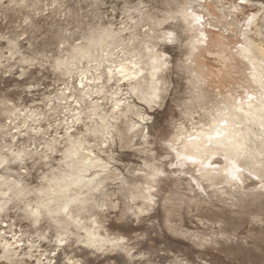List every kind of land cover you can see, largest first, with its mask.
<instances>
[{
    "label": "rangeland",
    "instance_id": "rangeland-1",
    "mask_svg": "<svg viewBox=\"0 0 264 264\" xmlns=\"http://www.w3.org/2000/svg\"><path fill=\"white\" fill-rule=\"evenodd\" d=\"M0 264H264V0H0Z\"/></svg>",
    "mask_w": 264,
    "mask_h": 264
},
{
    "label": "bare ground",
    "instance_id": "bare-ground-1",
    "mask_svg": "<svg viewBox=\"0 0 264 264\" xmlns=\"http://www.w3.org/2000/svg\"><path fill=\"white\" fill-rule=\"evenodd\" d=\"M154 61H155V64L152 66V71L149 73V79H150V83H149V88H150V90H151V95L152 96H155V97H157L158 96V91H159V88H158V85H159V78H158V73H159V71L162 69V66H160L161 65V63H160V58L157 56V57H154ZM159 63H160V65H159ZM163 64V63H162ZM122 69V71L120 72V73H122V74H125V73H127V76L132 80V79H137V78H139V74L140 75H143L142 74V70L139 68V71L138 72H134V73H129V70L128 69H126V68H124V67H122L121 68ZM144 72V71H143ZM126 75V74H125ZM124 75V76H125ZM142 79V82L143 81H146V77H141ZM128 80V79H127ZM140 83H141V81H140ZM144 97H146V96H144ZM143 98V97H142ZM144 99V98H143ZM196 142V143H195ZM194 143L195 144H193V145H189V147L190 148H196L195 147V145H197V147H204V144L202 143V141L201 140H198V141H195ZM83 164V163H82ZM91 165L90 166H92V167H96V165H97V162H95V161H92L91 163H90ZM203 165L205 166L206 164L205 163H203ZM89 166V165H88ZM87 166V167H88ZM87 167H85V169L87 168ZM83 168V167H82ZM87 170H88V168H87ZM84 171H86V170H84V169H81L80 171H79V173L81 174H83V172ZM88 172V171H87ZM80 174H78V176L76 177V182H77V184L79 183V184H81V183H83L84 181H86V183H92L93 182V180H87L86 178H85V176H83V175H80ZM101 174V173H100ZM97 175H99V174H97ZM95 176V175H94ZM58 182V181H57ZM75 182V183H76ZM86 183H84V184H86ZM86 186V185H85ZM66 187V186H65ZM67 188V187H66ZM73 199V198H72ZM75 201V200H74ZM95 235V234H94ZM96 238V237H95ZM91 242V241H90Z\"/></svg>",
    "mask_w": 264,
    "mask_h": 264
}]
</instances>
